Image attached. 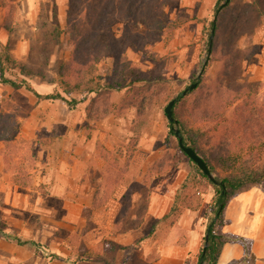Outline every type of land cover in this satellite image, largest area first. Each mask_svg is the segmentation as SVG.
Here are the masks:
<instances>
[{
	"label": "rangeland",
	"instance_id": "obj_1",
	"mask_svg": "<svg viewBox=\"0 0 264 264\" xmlns=\"http://www.w3.org/2000/svg\"><path fill=\"white\" fill-rule=\"evenodd\" d=\"M70 1L0 0V41H7L2 43L16 60V64L6 66V77L25 80L41 96L61 93L68 100L79 101L71 108L63 100H42L24 87L16 89L0 81V139H15L31 116L39 121L32 126L37 139L12 146L5 158L10 177L0 187V264H92L85 261L99 260L103 249L112 243V232L141 228L143 222L138 218L153 194L159 197L161 188V195L175 201L182 183L193 175L192 163L169 127L167 102L154 104L140 114L135 105L141 98H135L133 104L126 98L127 89L109 94V109L100 105L95 94H84L85 87L65 95L58 73L74 48L67 34ZM93 1L78 4L83 23L90 24L87 12ZM216 3L175 0L166 6V12L173 20L181 15L187 20L174 34L149 43L142 53L127 46V59L147 80H158L150 87L153 92L145 90L143 95L172 100L198 80L209 57L208 34L216 17ZM124 25V21L112 25L116 38L122 37ZM90 28L83 27L85 31ZM239 44L243 49L261 47L244 61L242 81L264 82V19ZM21 64L43 71L44 76L35 72L31 77L24 75ZM95 64V79L113 72V58ZM206 69L203 77L208 90L223 67L214 62ZM144 84L137 86L146 87ZM192 106L190 99L185 109ZM191 125L202 130L209 126L192 120ZM41 144L54 147L52 179L45 178L46 171L31 172L46 162ZM260 187L264 189V184ZM187 193L202 202L211 197L209 205L215 195L212 187L203 193L189 188ZM95 197L98 207L93 206ZM151 228L152 224L148 230Z\"/></svg>",
	"mask_w": 264,
	"mask_h": 264
},
{
	"label": "trees",
	"instance_id": "obj_2",
	"mask_svg": "<svg viewBox=\"0 0 264 264\" xmlns=\"http://www.w3.org/2000/svg\"><path fill=\"white\" fill-rule=\"evenodd\" d=\"M226 1L217 0L215 6V16L217 13L218 16L216 23L212 21L210 24L207 47L209 60L205 67L206 69L217 62L222 65L223 71L213 81L211 89H206L202 76L197 87L186 96L182 95L183 91L180 92L174 98L176 103L173 116L176 123L169 122L175 136V127L179 126L184 144L205 161L217 182L213 183L188 157L193 166V175L187 177L178 189L169 213L170 216L177 217L183 209L197 210L201 207V198L188 195L189 188L201 193L209 187L214 189V198L205 213L207 223L204 245L207 237L208 246L205 254L204 245L201 248L198 264H217L221 250L228 241L242 242L247 250L243 259L231 264L254 260L245 239L227 236L220 229L225 225L224 212L229 201L251 187L264 184V82L242 81L241 76L244 61L258 53L261 47L257 45L243 49L239 44L243 36L253 34L261 25L264 19V0H230L221 8ZM80 2L82 0L70 1L67 34L74 48L70 59L61 63L58 73L65 95L71 96L85 87L82 90L84 94H95L100 105L109 109L112 107L108 101L109 94L116 89H127L126 98L131 99L133 104L136 102L135 98H141L138 105H135L140 114L154 104H169L171 99L163 100L164 98L150 96L148 93L143 95L145 90L153 92L150 87L158 80H147L140 69L127 59L125 49L129 46L142 53L149 43L159 42L164 35L174 34L187 20L183 15L173 20L166 12V6L175 0H94L88 6L87 17L90 24L83 23L78 16ZM116 18L119 19L117 22H125L123 35L119 39L112 29V25L117 23ZM88 25L91 28L85 31L83 27ZM5 27L10 30V24H5ZM108 30L110 33L106 35ZM104 58H113V72L95 79V62ZM11 64H16V60L8 46L0 41L2 83L16 89L24 87L42 100H63L71 108L79 103L77 99L68 100L61 93L41 96L25 80L16 82L8 79L6 66ZM21 65V71L28 77L33 76L34 72L38 76H44L41 70L35 71L33 67ZM144 82L146 87L137 86ZM190 99L193 100V106L185 109ZM191 120L206 122L209 126L205 130L195 129ZM93 206H99L96 197ZM146 211L145 206L142 215L137 217L141 223Z\"/></svg>",
	"mask_w": 264,
	"mask_h": 264
},
{
	"label": "crops",
	"instance_id": "obj_3",
	"mask_svg": "<svg viewBox=\"0 0 264 264\" xmlns=\"http://www.w3.org/2000/svg\"><path fill=\"white\" fill-rule=\"evenodd\" d=\"M1 42L7 43L4 40ZM26 121V126L15 139H0V187H3V181L10 177L5 159L9 149L12 146H22L25 141L26 143L35 141L38 137L35 127H32L39 123L37 117L31 116ZM41 145V153L46 157L44 160L46 162L40 164L42 165L40 169H33L31 172L46 171L45 178L52 179L54 176L50 174L53 175L54 172V147L52 144ZM64 168L67 167L64 165ZM174 183L177 185L178 182ZM160 185L162 187V184ZM161 190L160 188V193ZM160 193L159 197H156V194L150 197L141 228H130L122 234L112 232L111 245L107 250L103 249L106 256L103 254L99 260L85 261V263L198 264L199 254L205 241V213L211 197L205 199L199 209H183L177 219H172L168 215L173 206V197L169 199ZM224 217L225 225L220 229L221 233L230 237H241L249 243V253L254 260L242 264H264V189L255 186L237 194L227 204ZM150 224L152 228L148 230ZM88 235H91V232ZM246 254L247 250L242 242L228 241L221 250L217 264H231L243 259Z\"/></svg>",
	"mask_w": 264,
	"mask_h": 264
},
{
	"label": "water",
	"instance_id": "obj_4",
	"mask_svg": "<svg viewBox=\"0 0 264 264\" xmlns=\"http://www.w3.org/2000/svg\"><path fill=\"white\" fill-rule=\"evenodd\" d=\"M229 1L230 0H227L223 5H222V7L221 8H223L225 5H227L228 3H229ZM217 16H218V13L216 14V17H215V20H214V22L216 23V20H217ZM211 40L213 39V36H211V38H210ZM208 60L209 59H207L206 60V62H205V64H204V67L202 68V70H201V72L199 73V75H198V80L195 82V83H193L192 85H190L188 88H186L184 91H183V93H182V95L183 96H186L187 94H188V92L189 91H191V90H194L196 87H197V85H198V81L202 78V76H203V73H204V71H205V67H206V65H207V63H208ZM175 103H176V99H172L170 102H169V104L166 106V108H165V115H166V117H167V119H168V121L170 122V123H176V120H175V118H174V116H173V107H174V105H175ZM175 133H176V136L177 137H179V147H180V149L184 152V154L187 156V157H189L191 160H193L196 164H197V166L209 177V179L211 180V181H213V183H217L216 182V180H215V178L213 177V175L211 174V172L209 171V168L207 167V165H206V163H205V161L191 148V147H189V146H186L185 144H184V140H183V138L180 136V130L179 129H176L175 130ZM207 246H208V241H207V237H206V243H205V245H204V248H203V254H205L206 253V250H207Z\"/></svg>",
	"mask_w": 264,
	"mask_h": 264
}]
</instances>
